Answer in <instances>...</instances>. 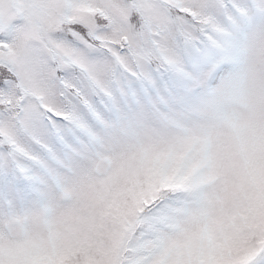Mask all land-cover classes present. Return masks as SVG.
<instances>
[{
	"label": "snow or ice",
	"instance_id": "6c2138e0",
	"mask_svg": "<svg viewBox=\"0 0 264 264\" xmlns=\"http://www.w3.org/2000/svg\"><path fill=\"white\" fill-rule=\"evenodd\" d=\"M0 264H264V0H0Z\"/></svg>",
	"mask_w": 264,
	"mask_h": 264
}]
</instances>
